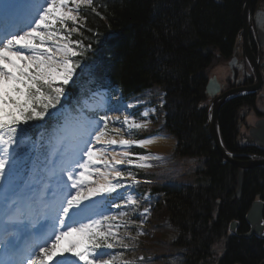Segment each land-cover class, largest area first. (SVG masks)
I'll list each match as a JSON object with an SVG mask.
<instances>
[{"label":"trees","instance_id":"1","mask_svg":"<svg viewBox=\"0 0 264 264\" xmlns=\"http://www.w3.org/2000/svg\"><path fill=\"white\" fill-rule=\"evenodd\" d=\"M241 4V0H93L92 7L81 8L80 30L70 37L81 42L78 61L85 55L87 66L73 86L64 85V92L78 97L99 82L118 85L132 97L159 86L166 93L164 130L177 139L175 153L204 158L192 175L198 181L195 186H137L139 191L159 194L147 234L129 241L137 243L150 261L167 253L185 254V264H256L263 257L260 241L230 237L227 228L237 218L240 231L246 229L244 213L264 189V169L246 174L242 199L231 202L237 168L221 163L207 126L208 73L217 53L228 56L235 44L242 27ZM68 27H73L71 22ZM238 104L232 100L220 112L222 136L229 147ZM246 151L262 154L253 148ZM138 176L161 180L162 174L140 171ZM166 218L179 233L176 241L164 240ZM139 226L136 220L134 233ZM222 240L224 253L215 259V246Z\"/></svg>","mask_w":264,"mask_h":264},{"label":"snow or ice","instance_id":"2","mask_svg":"<svg viewBox=\"0 0 264 264\" xmlns=\"http://www.w3.org/2000/svg\"><path fill=\"white\" fill-rule=\"evenodd\" d=\"M92 6L93 0H44L43 4L36 6L35 15L26 25V31L21 28L16 32H6L3 38H0V181L6 178V170L10 164L8 154L16 142L19 126L32 120H42L46 115H53L49 110L56 109L61 103V98L65 94L64 85L69 84L76 69L80 67L74 58L83 54L76 50L81 42L73 41L70 37L73 32L80 30L81 8ZM68 22H71L73 27L69 28ZM112 119L104 115L95 122L94 135L92 133L89 135L96 144L128 146L146 143L123 138L106 139L110 131L117 135L121 131V129H109V121ZM114 119L119 121L120 118ZM101 121L102 127H100ZM123 123L128 124L127 117L124 118ZM145 126L135 122L130 125L137 129ZM60 142L65 143V139L61 138ZM72 151L82 157L74 161V168L80 169L76 172L75 178L73 172L67 173L68 180L71 181L70 187L76 191L65 196L59 208L63 217L71 220L72 223L67 224L65 219L61 218V229L66 230L53 231L41 244L33 246L39 248L38 253L29 251L28 255L24 256L22 253L28 251V248L25 246L21 249L19 228L10 226L23 225L29 216L17 199L6 197L5 227L3 235L0 236V250L9 258L0 260V264H49L50 261L54 264H79V262L114 264V256L104 259L108 255L105 250L115 248L116 244L128 247L112 231L113 227L119 228L120 225H109L107 230H102L100 220L84 224L79 223L71 215L73 209L84 211L81 205L91 197L116 192L121 185L111 183L108 177L110 175L122 177L124 173L114 167H111L109 172H102L96 167L99 164L110 166L111 161L102 158L105 153L95 148L91 140H83L76 144ZM128 155L127 152L123 153L125 157ZM112 160L115 164L124 163L123 159H116V156H113ZM128 163L132 161L129 159ZM93 175L101 179L92 181ZM86 182L89 183L86 185ZM129 202L133 205L137 203L131 198ZM103 219L115 220L116 217L104 216ZM77 223L79 227L72 226ZM18 254L21 258L15 259ZM71 257L78 259L74 261Z\"/></svg>","mask_w":264,"mask_h":264},{"label":"flooded vegetation","instance_id":"3","mask_svg":"<svg viewBox=\"0 0 264 264\" xmlns=\"http://www.w3.org/2000/svg\"><path fill=\"white\" fill-rule=\"evenodd\" d=\"M261 8L264 9V0H256L254 14L257 9ZM249 43L251 51L257 59L256 65H252L247 58L244 49L245 41H240L232 47L229 55L224 58L228 74L223 81V89L234 87H257H254L255 90H252L244 96L241 95L240 97L233 99L238 101L239 104L246 103L247 105V108L243 105H238L240 108L237 113L238 119L235 129L240 135L241 147L248 146L249 141L247 140L245 133L250 130L257 119L264 118V26L261 28L258 27L255 21L253 27L250 29ZM255 68H258L261 80H258V73ZM249 113L254 117L253 121L248 119ZM254 149L257 150V152H263L260 149ZM252 154L258 155V153H251V155ZM259 194L262 201H264V189ZM260 244L263 252L262 260L264 258V239L260 241Z\"/></svg>","mask_w":264,"mask_h":264},{"label":"bare ground","instance_id":"4","mask_svg":"<svg viewBox=\"0 0 264 264\" xmlns=\"http://www.w3.org/2000/svg\"><path fill=\"white\" fill-rule=\"evenodd\" d=\"M243 3H244V0L242 1L241 6L243 5ZM241 14H242V12L240 11V21L243 24V20H242ZM241 31L242 30H241V27H240V29H238V31H237V35L240 34ZM258 80H261V76L258 77ZM92 88H95V87H92ZM238 105H243L244 107L247 108L246 103H240ZM239 108H240L239 106L237 108H234V112H233L234 113L233 114V117H234L233 124H235V125H237V123H236L237 119H238L237 113H238ZM246 111L248 112L247 109H246ZM235 112H236V114H235ZM235 125L233 127V139H231V147H229L227 144H225L226 150L230 154H232V156L234 157V159L236 161L254 160V159H251L250 157H248V153L249 152H247L246 149L241 147L240 135L236 131ZM91 131H92L91 130V126L89 124H87L86 122L80 123L78 126H76V125L75 126L74 125L73 126H67V132L64 135V139L66 141V148L68 149V155H67V157L64 158V162L61 164L62 171H67L68 167L72 163V161L79 160V155H75L73 153L72 149L74 148V146L76 144H78V143L82 142L83 140H85L84 137H86V139L88 137L92 138V136L89 135V133H91ZM109 138H115L117 140H120L121 138L128 139V138L123 137V136L110 135V134L106 137V139H109ZM128 140H130V139H128ZM140 141H144L146 143H144V144L135 143V144H131V145H128V146H121L119 144H117V145H103V144H96L94 139H92L91 143L93 145L97 146L98 149H101V151L105 153L104 157H102V158L111 161V165L110 166H105L104 164H99V165H96V167L100 168V170L102 172H109L111 167H114L116 170L120 171L121 168L123 166L127 165V163H128L127 162V157L130 155L129 148L132 145H140V146H143V147H145V148H147L149 150H152V151H163V150H166L169 147L170 143H171V140H169L165 136H162L161 134L155 135V136H149V137H147L145 139H142ZM215 150H216L217 154L219 155L222 164H230L228 161H226V160H224V158H222L221 154L217 151V149H215ZM125 152H127L129 154L127 157L123 156V153H125ZM113 156H116V159H123L124 163L115 164V161L112 160ZM140 157H143L146 160L158 158L157 155L154 156V155H149V154L148 155H141ZM238 168H240V167H238ZM260 168L264 169V165L257 166V167H254V168H250L246 172H247V174H249L251 171H253L255 169H260ZM93 176H95V177H93ZM93 176L91 178L92 181H96L98 179H101L97 175H93ZM122 177H114V176L110 175L108 177V179L112 183L114 180L120 179ZM196 184H198V181L193 179V178L187 179L186 182H185V185L186 186H190V187L195 186ZM244 184H245V180L243 181L242 194H243V190H244ZM257 195H258V193H256L254 195V197H256ZM102 196H103V194H97L95 197H91V198H92V201L94 200L93 202H97L98 199H101ZM217 203H220L219 199H217ZM73 210H75V212L74 211L71 212L72 214H74L73 217L76 216L78 218L81 217V216H85V215H87V214H89L91 212V208H88V209H85L83 212H80L79 215H77V212H76L77 210L76 209H73ZM242 239H245V238H242Z\"/></svg>","mask_w":264,"mask_h":264},{"label":"water","instance_id":"5","mask_svg":"<svg viewBox=\"0 0 264 264\" xmlns=\"http://www.w3.org/2000/svg\"><path fill=\"white\" fill-rule=\"evenodd\" d=\"M254 0H244V3L242 5V20H243V29L242 32H244V35L246 37V44L248 45V36H249V28L251 26V10H252V4ZM241 34V33H240ZM246 53L247 55L253 59L250 49L247 46L246 47ZM220 91V83L218 82L216 77L211 78L207 85H206V93L208 96L213 97ZM234 91L225 92L224 94L216 97L208 109V127L210 134L212 136V139L214 141L215 147L217 151L221 154L222 158L224 160L228 161L234 166L240 167L239 173H238V188L236 191L237 198H240L242 189H243V181H244V174L245 172L250 169L257 166L264 165V158L259 160H249V161H236L232 154H230L221 139L220 136V128H219V113L223 106V104L232 97V94ZM251 134L254 137V140L257 141L262 147H264V120L259 121L257 123V127L254 128L251 131ZM263 210L264 205L260 201L253 202L252 206L250 207L247 215L246 220L250 224V231L240 235L242 238H249L251 236H258L262 237V233L264 230L263 225ZM237 226L236 222H233L231 225V230L234 232L235 228ZM260 264H264V261H262Z\"/></svg>","mask_w":264,"mask_h":264},{"label":"rangeland","instance_id":"6","mask_svg":"<svg viewBox=\"0 0 264 264\" xmlns=\"http://www.w3.org/2000/svg\"><path fill=\"white\" fill-rule=\"evenodd\" d=\"M23 62H21L22 64ZM213 70L219 74L220 78H222L223 80L225 79V76L228 74L227 73V68L225 66V63L223 61H219L217 62V64L213 67ZM248 114V113H247ZM250 121L254 120V117L251 115V113H249V118ZM168 150V149H166ZM166 150L163 151H159V152H155L156 154L154 156H158V158L155 159H151L153 160L152 163H150L149 160L146 159H141L139 157H129V159L132 161V163L128 164L127 166H125L122 169V172L125 173V175H127L128 177V183L124 184L118 192L123 196V200H122V206L124 207H129L131 205V203L129 202V199H134V196L131 192L133 184H134V180L133 177L130 175L131 174V169L130 167L133 166H137L140 164L146 165L145 167H142L144 169H150L152 171H158V172H164L166 171L168 168L169 169H178L179 165L184 163L186 165H184L185 167H189L190 168H194L196 166V160H201V159H196V160H186L188 158H180L183 159V161L174 159L171 157V155H165V152H167ZM186 160V161H184ZM184 167V169H185ZM182 169V171L184 170ZM178 173H180L178 171ZM130 196V197H129ZM138 202V201H137ZM88 205V201H84L81 205L82 208L86 207ZM100 205V204H99ZM99 205L93 206L92 209L96 210L99 208ZM135 206V205H134ZM104 207V205H103ZM107 208V207H106ZM121 213H124L123 210H120L116 213H110V215H108L109 217H116L115 220H107L105 221L103 218L104 217H99L95 220H100L102 222V230H107L109 225H120L119 228L113 227L112 231L114 233L117 234V238L119 240H123L127 235H128V218L131 216L130 213H126V215H121ZM132 213V212H131ZM141 217H143V215H141ZM145 221V219H143ZM139 236L143 237V230H139V232L137 233ZM168 239H174L175 238V233L173 231L170 232V234L167 237ZM113 243H115V241H112ZM120 244H116V247L113 249H108L105 250L107 253H109L107 255V257H105L104 259H108L112 256L115 257V261L114 264H123L124 261L128 262L125 258H124V253H113V251H117V249L119 248ZM121 247V246H120ZM215 250H216V255H215V259H218V257H220L221 255H223L224 253V244H223V240L218 242L217 245L215 246ZM130 258L132 259H141L142 255L138 252V249L132 248V252L130 254ZM168 264H184V257L179 255L176 256L172 259H170Z\"/></svg>","mask_w":264,"mask_h":264}]
</instances>
